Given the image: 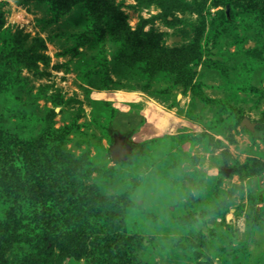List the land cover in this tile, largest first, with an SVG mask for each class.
I'll use <instances>...</instances> for the list:
<instances>
[{"label": "rangeland", "instance_id": "1", "mask_svg": "<svg viewBox=\"0 0 264 264\" xmlns=\"http://www.w3.org/2000/svg\"><path fill=\"white\" fill-rule=\"evenodd\" d=\"M0 116V264H264V0H0Z\"/></svg>", "mask_w": 264, "mask_h": 264}, {"label": "water", "instance_id": "2", "mask_svg": "<svg viewBox=\"0 0 264 264\" xmlns=\"http://www.w3.org/2000/svg\"><path fill=\"white\" fill-rule=\"evenodd\" d=\"M242 126H246L251 130H255V124L252 123L248 118H244L242 121ZM131 151V147L125 145V141L122 138H118L115 145L111 147V156L114 161L124 160L127 154ZM229 169H224V173L228 174Z\"/></svg>", "mask_w": 264, "mask_h": 264}, {"label": "trees", "instance_id": "3", "mask_svg": "<svg viewBox=\"0 0 264 264\" xmlns=\"http://www.w3.org/2000/svg\"><path fill=\"white\" fill-rule=\"evenodd\" d=\"M1 123H3V117L2 116H0V124ZM0 135H1V131H0ZM1 139H3V138H1L0 137V141H1ZM18 141L17 140H10V143L11 144H15V143H17ZM10 143H8V142H6V140L2 143L3 145L4 144H6L7 146L10 144ZM7 149H9V147H6ZM2 149H3V147H2ZM0 150H1V148H0ZM39 150H40V148H39ZM26 152H28V153H30V152H34L35 153V155H36V157L38 158L39 157V152L38 151H36V149L33 147L32 149H30V150H27ZM27 153V154H28ZM6 156H9V157H12V156H15L14 154H7ZM28 156V155H27ZM36 162V161H35Z\"/></svg>", "mask_w": 264, "mask_h": 264}]
</instances>
